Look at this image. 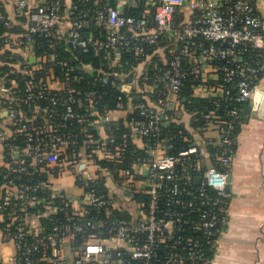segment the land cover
<instances>
[{"label": "built area", "instance_id": "2783aa9c", "mask_svg": "<svg viewBox=\"0 0 264 264\" xmlns=\"http://www.w3.org/2000/svg\"><path fill=\"white\" fill-rule=\"evenodd\" d=\"M82 1H91L97 6L103 4L92 11L91 8L80 9L78 4L67 6L62 0H20L17 13L25 18L24 31L21 35L3 39V47L19 49L28 57L14 53L5 58L15 60L17 65L11 69L15 76L10 80L12 86L6 87L7 81L2 80L0 117L11 123L12 131L1 130L0 137L9 140L21 138L18 136L24 138H21L22 146L11 147V152L20 161L0 154V164L18 173L30 166L47 174L46 179L35 186L15 185L22 205L47 202L33 190L50 188L52 197L58 194L54 191L52 176L62 171L65 165L87 171L84 158L78 160V153L73 152L75 148L84 150L87 158L101 153L103 158L122 159L120 145L110 146L116 137L99 132L102 126L99 116L102 115L97 107L96 92H85L86 101L79 98L77 95L84 92L57 77L56 64L63 65L68 71L86 72L104 86L116 85L120 75L130 73L132 89H160L178 97L182 96L190 76H199L203 67H210L214 83L211 85L213 93L208 98H214L217 107L203 117L217 129V148L212 155V165L202 172L193 150L178 154L169 152L173 148L171 138H160L163 133L161 111L144 102L135 103L133 112L137 111L138 117H131L129 132L124 133V137L126 142L127 139L140 138L144 143L142 148L148 155L137 158L132 166L148 168L147 187L137 186L134 166L122 169L119 178H115L116 186L118 184L121 188L112 191L117 197L108 201L97 190L96 184L102 177L89 174L86 178L89 190L84 196L70 200L72 205L67 211V223L54 224L52 231L47 233L35 214L16 216L9 213L13 221L19 223L17 232L12 233L9 229L15 242V264H22V261L27 264L44 261L46 264H122L124 257H115V248H126L133 259L143 260L146 264L151 260L153 264L161 249L172 254V264H199L205 257V247L191 233L201 232L210 237L209 242L213 245V232L227 219L232 197L228 176L236 131L244 117L243 104L249 100L264 72V21L255 10L254 0ZM130 9L140 12L130 14ZM185 10L189 15H185ZM0 22L12 23L3 13H0ZM93 24L100 30L97 36L93 31L85 33ZM169 34L178 39V48L165 59L160 57L154 61V56L147 55L149 47H154ZM36 36L49 40L48 48L39 56L35 53ZM58 43L70 45L72 52L94 51L99 55L103 51L116 67L111 72H101L81 64L74 66L58 58ZM125 52L138 59L129 70L122 62ZM30 55L36 57L34 64L29 60ZM143 62L147 70L139 75L136 67ZM40 73L44 75L41 77ZM77 74L75 78L80 81L82 76ZM220 76L223 83H219ZM23 81L25 86L21 87L19 83ZM60 82L64 88L52 87L53 83ZM134 90L126 93L131 99L135 98ZM168 95L158 98L162 107L172 103ZM224 102V112L218 113ZM83 107L87 111H82ZM122 107L120 104L118 108ZM42 112L48 116L38 123ZM104 117L107 119V115ZM71 155H74L72 160ZM196 175L201 177L199 183L195 182ZM10 184H14L12 180ZM138 193L149 195V202L134 200ZM124 199L137 204L136 213L119 204V201L125 202ZM75 201H80L81 205H75ZM83 205H92L98 211L104 209L106 219L88 218L90 209H83ZM117 211L128 212L130 219L118 217ZM82 226L86 232H92L79 248L75 236ZM105 231L108 237L102 236ZM29 235L37 237L36 242L46 251L50 250V256H45V251L43 257H30L27 252L31 250H24V239ZM110 241L113 244H108ZM207 264L231 263L212 258Z\"/></svg>", "mask_w": 264, "mask_h": 264}, {"label": "crops", "instance_id": "0c3cea01", "mask_svg": "<svg viewBox=\"0 0 264 264\" xmlns=\"http://www.w3.org/2000/svg\"><path fill=\"white\" fill-rule=\"evenodd\" d=\"M32 1L40 2L42 0ZM65 1L67 6H71L73 3V0ZM254 5L255 10L264 21V0H254ZM1 8L6 9L10 19L14 20L16 14L19 15L17 8L14 10L13 5L8 3L7 0H0ZM185 12L186 16L189 15L188 10H185ZM178 46V39L169 34L163 37L147 55L154 56L152 58L155 60L160 57L165 59ZM22 57L26 58L28 55L23 52ZM32 57L33 55L29 56L31 63ZM108 67L114 70L116 66L109 62ZM136 69L138 74L141 75L147 70V66L144 62L139 63ZM119 77L116 85L123 92L131 93L134 90L129 84L131 74L128 73L127 76L120 75ZM213 77L210 67H203L199 77L190 81L191 97L205 99L211 96L213 93L211 85L214 83L211 78ZM2 84V81H0V91ZM52 87L55 89L64 88V84L61 82L53 83ZM134 94L135 98H128L126 106L109 112L107 119L99 117V122H102V126L99 127L100 133L105 134L107 132L106 126L110 121L116 123L122 121L128 126L129 115L133 113L134 104L142 97L147 98L155 95L157 97H166L168 95L158 89L157 91H149V88H137L134 90ZM168 96L172 103L159 109L162 113V124L168 127L174 122L185 126L188 133L186 139L188 140L190 136L193 139L187 150H193L197 162L202 172H204L213 163L212 155L218 143L217 129L215 127L211 128L208 123L205 126H194L195 122H199L196 115L198 111H193L188 106V98L183 92L181 97L174 94H169ZM246 109H249L248 114L245 113ZM1 120L0 128L10 133L12 131L11 123L6 119ZM132 142L136 147H144V143L140 138H134ZM86 155V152L81 150L76 156L79 158L78 160L84 158L87 171H83L81 168L78 169L77 166L73 169L65 165L62 171L52 176L53 181L56 182L55 185H57V188L54 189L56 193H64L68 199L76 200V198L81 196L77 193L76 185L78 180L86 179L87 175L93 173L99 174L100 177H105V182H108L106 186L110 190L115 191L118 190L117 188H121L118 184L116 186L112 171L108 167L98 164L97 159H103L101 153L92 158H87ZM70 157L72 160L74 155ZM133 166L138 181L137 186L145 189L149 183L147 178L148 168L141 165ZM194 179L196 183H199L201 177L196 175ZM228 182L232 197L229 201L227 220L216 239L215 259L231 264H264V72L257 81L253 93L244 107V117L236 131ZM119 202L127 211L136 213L138 206L134 202L131 203L130 200ZM75 205L80 206V201H75ZM14 252V247L0 241V257L4 264H9L8 262L10 261H7V259L13 257Z\"/></svg>", "mask_w": 264, "mask_h": 264}, {"label": "trees", "instance_id": "16d2710c", "mask_svg": "<svg viewBox=\"0 0 264 264\" xmlns=\"http://www.w3.org/2000/svg\"><path fill=\"white\" fill-rule=\"evenodd\" d=\"M20 0H7L8 3H11L13 5V8H17L18 3ZM52 1V0H51ZM63 3L65 0H62ZM73 4H78L79 8H91L92 11L99 8L100 5L103 3H100L99 6L93 4L91 1L88 3L83 2L82 0H73ZM130 14L137 15L140 10L138 9H130L128 10ZM0 13L5 14L8 18V12L6 9L1 8ZM10 19V18H9ZM12 23L11 25H6L3 22H0V56L2 59H0V81L4 80L6 82V87H11L12 82L10 80L15 79V76L11 74L12 67H16L17 63L14 60L5 59L6 56H10L12 54H18L22 56L23 51H20L19 49H11L3 47V39L9 36H18L21 35L24 31L23 28V22L25 21V18L23 16L17 15L15 16L14 20L11 19ZM88 31H93L95 35H99L100 30L97 28L94 24L91 25L90 30H85V33ZM36 49L35 53L36 55H41L45 49L48 48L49 40L46 37L42 36H36ZM148 53H150L153 49V47H149ZM56 53L58 55V58L61 60L68 61L70 64L77 66L81 64L82 66L91 67V68H97L101 72H111L112 70L108 67V63L110 62L109 59L106 58V55L103 51L99 53V55L95 54L94 51L89 52H83V51H74L72 52V49L70 45H67L66 43H58L56 46ZM24 58V57H23ZM154 59V58H153ZM138 59H136L134 56H131L129 53H124L122 57V62H124L125 69L129 70L133 65L137 64ZM154 61H156L154 59ZM127 72V71H126ZM56 76L61 78L62 80H65L68 84V86L76 88L77 91H81L84 93H80L77 96L83 100L86 101V93L90 91L96 92V101H97V107L99 109V114L104 117L109 112H111L114 109H117L120 104L126 106L128 103V97L125 92H123L117 85H103L101 82L97 81L95 77H92L86 72H77L75 71H68L66 67L63 65L56 64L55 68ZM78 73V74H77ZM76 74L79 76H82V79L78 81L75 77ZM43 73H40L39 76H43ZM262 75V74H261ZM199 76H190L188 79L192 81L194 78ZM260 78V77H259ZM219 83H223V77L220 76ZM259 80V79H258ZM20 79H18V82ZM187 82L186 86L183 88V94L188 98L187 104L188 106L193 109V111H198L196 113L198 118V123L195 122L194 126H205L207 124V118L203 117L204 114L208 113L209 110L215 109L217 106L215 104L214 98H205V99H198L191 97V90L189 87V84L191 82ZM21 87H24V81L19 83ZM160 91V89H158ZM55 90H52L54 92ZM76 91V92H77ZM49 92V93H52ZM157 95L155 96H149V97H142L140 100H137L138 102H144L148 106L154 107L155 109L159 110L162 108V106L158 103ZM191 100V101H190ZM41 103L43 102L40 101ZM246 101L243 104V107H245ZM46 101H44V104ZM28 104H25V106ZM225 102L218 111V113L224 112L223 109H225ZM84 109H81L82 111H87L86 107H83ZM168 112V111H166ZM48 116L47 113L42 112L39 115L38 123H42L44 118ZM100 117V116H99ZM131 117H138L137 111L131 113L129 115V119ZM0 117V121H2ZM72 127V126H71ZM73 127H76L75 125ZM72 127V128H73ZM106 131L113 136L116 137V141L110 146L113 148L115 145L119 144L122 148L121 151V157L119 161L112 160L108 158H103L101 160L97 159L98 164H101L104 167H108L111 171L113 176L118 179L119 174L121 173L122 169H128L132 167V164L137 161V158L143 157L148 155L147 150L143 148L136 147L135 144L131 140L124 137V133L129 132V127L125 125L124 122H114L110 121L108 122L106 126ZM163 133L161 134V137H168L171 138V143L173 144V148L169 150L171 154H178L181 151H185L188 149L190 144L192 143L193 139L190 138L187 140L186 136L188 135L187 130L185 129V126L183 124L178 123H172L170 126H163ZM3 130L0 128V131ZM33 132L36 133L37 130L33 128ZM21 138H24L22 136H18ZM18 138L17 140L7 139L0 137V154L5 157H11L13 161H20V158L16 157L13 152H11L12 145L22 146L23 142L22 139ZM82 139V138H81ZM153 142L154 140L151 139ZM126 142V143H125ZM80 147L75 148L73 152H79ZM92 157H95L93 154ZM58 171V170H57ZM47 174L37 171L34 167L28 166L24 171L18 173L12 171L10 168L6 167L5 164H0V241L10 244L12 247L15 246V242L13 240V236L11 235L13 232H17L16 227L19 225L17 221H13V218L9 213H13L14 215H23L26 213L29 214H35L38 218L40 224L44 227L45 232L52 231V228L54 224L61 225L66 224V217L69 213L67 211L71 210L70 199L64 194V193H58L54 197H52L53 191L52 189L48 188H42L38 190H33L34 193L38 194L39 197L46 198L47 202H40L36 205H22L21 200L19 199V195L16 191L15 185H22V184H29L32 186H35L39 181H42L46 179ZM105 177L102 176L100 180L97 182V190L98 193L104 194L108 201L114 199L117 197L116 194L112 192V190L109 189L108 186H106ZM14 184H10V181ZM87 179L78 180L77 182V193L81 196H84V194L89 190L87 187ZM35 187H33L34 189ZM16 191V192H15ZM134 200L141 202V203H148L150 200V196L147 194H136ZM9 202V203H7ZM51 202H53L51 204ZM57 206L58 209L54 210L52 207ZM90 209V213L88 215V218L92 217H99V219L105 220L107 215L106 211L103 209V211H98L95 209L92 205H83L82 207ZM49 212V213H48ZM118 217H125L130 219V215L126 211H117ZM227 220V219H226ZM226 222V221H225ZM225 222L219 224L217 229L213 232V235L211 237V240L215 242V244H210L209 238L205 237L201 232H192L191 235L196 238L200 239V241L203 243L205 247V257L199 264H207L208 259L216 258V239L221 232L223 225ZM12 229V233L10 230ZM10 231V233L8 232ZM92 232L91 230H88L86 232V229L82 226L75 236V242L77 247H82L85 240L89 237V233ZM103 237H108L107 232L105 231V234H102ZM37 237L33 235H29L24 239V250H31L28 251L27 254L31 255L32 258L37 257H43V253L46 251L45 247L43 245L39 246V243L36 242ZM15 248V247H14ZM114 256L115 257H124V261L122 264H146L143 260H136L132 258L131 253L126 248H115L114 250ZM45 256H50V250L46 251ZM19 256H21V252H19ZM172 254L167 253L163 249L160 250V253L156 260H153V264H172L171 261ZM189 262V261H188ZM47 262L44 261L41 264H46ZM152 263V260L147 262ZM0 264H4L3 260L0 258ZM22 264H27L25 261H22Z\"/></svg>", "mask_w": 264, "mask_h": 264}, {"label": "rangeland", "instance_id": "374dc122", "mask_svg": "<svg viewBox=\"0 0 264 264\" xmlns=\"http://www.w3.org/2000/svg\"><path fill=\"white\" fill-rule=\"evenodd\" d=\"M210 126H211V128L213 127L214 128V124L213 123H211L210 124ZM213 132H214V130H213ZM55 184H56V182H54ZM55 184H53L54 185V189H56L57 188V185H55ZM125 201L127 200V199H124ZM53 202H51V204H52ZM33 226H34V222L32 221V223H31ZM112 239V238H111ZM108 244H113V242L112 241H110V242H108ZM14 250H15V248H14ZM16 255V252H14V255H13V257H9V259H7V261H10V262H8L9 264H15V260H14V256ZM1 258V257H0ZM2 259V258H1ZM4 259H6V258H4Z\"/></svg>", "mask_w": 264, "mask_h": 264}, {"label": "water", "instance_id": "95a60500", "mask_svg": "<svg viewBox=\"0 0 264 264\" xmlns=\"http://www.w3.org/2000/svg\"><path fill=\"white\" fill-rule=\"evenodd\" d=\"M35 60H36V57L33 56V57H32V63L35 62ZM245 113L248 114V113H249V109H246V110H245Z\"/></svg>", "mask_w": 264, "mask_h": 264}]
</instances>
